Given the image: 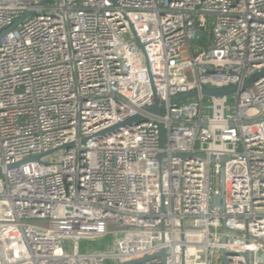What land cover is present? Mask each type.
<instances>
[{
    "label": "built area",
    "instance_id": "1",
    "mask_svg": "<svg viewBox=\"0 0 264 264\" xmlns=\"http://www.w3.org/2000/svg\"><path fill=\"white\" fill-rule=\"evenodd\" d=\"M42 2L0 0V264H264V75L170 103L264 71V0Z\"/></svg>",
    "mask_w": 264,
    "mask_h": 264
},
{
    "label": "water",
    "instance_id": "2",
    "mask_svg": "<svg viewBox=\"0 0 264 264\" xmlns=\"http://www.w3.org/2000/svg\"><path fill=\"white\" fill-rule=\"evenodd\" d=\"M47 0H43L42 3H45ZM33 13V11H27L25 12L19 19H17L12 25H10L9 27H7L6 29L2 30L0 32V41L2 38H4L9 32H11L13 29H15L19 24H21L25 19H27L29 16H31ZM203 30V28H201ZM137 41V44L140 48H143V44L140 42L139 39H136ZM264 75V71L261 72V73H257L255 75H253L252 77H250L241 87H238V86H233V87H230V88H215V89H209V88H205L203 89L201 92L199 91H191V92H188V93H184V94H181V95H178V96H175L173 97L171 100H170V103L173 104V105H177L178 103H180L181 101H184V100H188L190 98H193V97H198L201 95L205 96V97H216V98H223V97H226V96H231L233 95L234 93H236L237 91H243L246 89V87H248L249 85H251V83H253L254 81L258 80L261 76ZM166 106V103H161L159 102V100L156 98V101L155 103L150 106L147 110L148 112L150 113H155V114H161L162 112V109ZM141 118L140 115H137V116H134V117H130L128 119H126L125 121L117 124L115 126L116 127H120L122 125H130L132 124L133 122L139 120ZM71 144H67V145H64L63 147H60V148H57V149H53V150H49L47 152H44L42 154H37V155H34V156H31V157H28L20 162H18L17 164L15 165H19L21 163H26V162H29V161H39V162H42V157L44 156H47L49 154H52L62 148H65V147H69ZM202 158H206V155L203 154L201 155ZM211 160L212 161H215L216 158L214 156L211 157ZM221 160L224 162V161H227L228 160V157H222ZM0 174H1V170H0ZM221 179H222V182H221V187L223 188L224 187V169H222V175H221ZM223 199H224V193H221L220 195H217L214 197V200H213V205H217V206H220L221 208L224 207V204H223ZM162 256H165V251H162ZM231 254L230 251L228 250H222V256H223V260H224V263L225 264H229L228 262V259H227V256ZM149 258V256H146L145 258L143 259H147Z\"/></svg>",
    "mask_w": 264,
    "mask_h": 264
},
{
    "label": "rangeland",
    "instance_id": "3",
    "mask_svg": "<svg viewBox=\"0 0 264 264\" xmlns=\"http://www.w3.org/2000/svg\"><path fill=\"white\" fill-rule=\"evenodd\" d=\"M124 40L127 41H132L130 39V34H127L126 36L122 37ZM231 99V97H230ZM207 101V99H206ZM62 155V150H58L46 157L49 161L53 162L54 160L57 159L58 156ZM217 187H221V177L217 179ZM72 241H68L67 244L69 246H73ZM80 249L82 252H87V253H100V252H111L115 250V236L113 234H108L104 237L96 238V239H91V240H82L80 243ZM67 245V246H68ZM68 246V247H69Z\"/></svg>",
    "mask_w": 264,
    "mask_h": 264
},
{
    "label": "trees",
    "instance_id": "4",
    "mask_svg": "<svg viewBox=\"0 0 264 264\" xmlns=\"http://www.w3.org/2000/svg\"><path fill=\"white\" fill-rule=\"evenodd\" d=\"M207 40V36L204 33H201V38L199 39V42L204 43Z\"/></svg>",
    "mask_w": 264,
    "mask_h": 264
}]
</instances>
